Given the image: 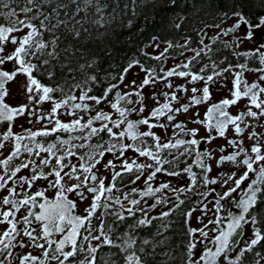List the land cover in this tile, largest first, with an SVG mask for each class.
I'll list each match as a JSON object with an SVG mask.
<instances>
[{
	"label": "snow or ice",
	"instance_id": "obj_1",
	"mask_svg": "<svg viewBox=\"0 0 264 264\" xmlns=\"http://www.w3.org/2000/svg\"><path fill=\"white\" fill-rule=\"evenodd\" d=\"M72 2L77 4V11H80L81 9L77 0H72ZM84 3L90 4L91 0H84ZM27 4L32 5V7L22 8L21 11L24 13L33 11V8H42L43 0H40V3H37L36 0H27ZM0 6L9 8V5L4 0H0ZM63 7H67V5H63ZM8 15H16L15 9H11ZM224 16L228 18L226 13ZM232 17L236 19L230 27L222 30L221 34L224 36L237 32L243 25L247 30L243 39L251 42L253 30L264 28V16L260 17L256 23L245 17L242 12H233ZM38 18L36 17V19ZM50 20L51 17L45 15L44 20L40 21L39 28L31 22L19 20L18 18L11 26L0 25V53L5 52V45L9 42L13 45L18 44L11 53L0 55V66L13 61L16 65L12 71L4 70L3 67H0V125H7L6 131L0 135V140L11 144L9 154L0 160V166H2L0 167V192L7 190L8 193L0 197V205L7 206L6 210L0 211V225L7 224L9 226L7 228L0 227V256L7 259L12 256L14 248L34 247L43 249L42 257L32 255L29 252L20 258L21 264H29V262L31 264H52L53 261L57 262V264H66V262L68 264H96L98 251L102 247L107 246L120 250V254L123 255L124 264H144L142 254L145 250L142 246L136 247L137 238L134 235V230L135 227L141 225H150L151 220L146 218L139 219L135 226H130L131 231L120 234L114 231L111 226L106 227L104 217L112 215L113 223L118 225L119 222L127 219L124 215L125 211L128 213V216H135L136 212L133 209L136 205L140 204V201L137 199L129 200V204L132 207L126 209L123 203L124 200H128L131 193L139 192L142 197L155 196L162 189L169 188V184L165 183L159 188L153 189L150 181L158 173L164 171L169 176L181 175L179 171L167 172L163 167L164 164L175 163V160L179 159V156L174 157L173 160L161 159L159 155L160 151L168 150V154L173 155V149L178 150L183 147V151L179 153L180 156L191 155L195 152V165L201 167L205 172H210L211 167L206 163V159L210 158L211 154L208 151H201L199 149L200 144L202 142L211 143L217 136L225 137L230 125L237 136H242L247 127H253V125L245 124L247 117L259 119L261 116H264V99L261 98L264 95V86L258 81L249 84L244 76L245 72H259L262 75L259 76L258 80L264 81V51H261V49H264V44L238 54L246 58L255 57L260 65L256 68H249L247 63L238 65L228 64L220 68L217 62L211 61V44H204L203 39L200 41L203 45L202 48L188 49L194 55L187 58L186 62L177 64L168 71H164L163 67H161L160 72L163 73V76L157 72L156 68H145L140 61H134L128 67L139 66L145 72V78L138 86L139 90L123 95L116 93L115 102L109 101L110 107L119 114V119L113 120L109 113L103 110H95V115L90 116L85 121L84 117L79 115V113H87L94 109L90 104L82 102L94 101L96 105H99L107 100L108 94L117 88L118 85L112 84L105 90L102 96H95L88 94L91 91L90 88L84 90L79 84L72 85L68 92H65L64 88L59 86L54 88L41 84L40 80L33 76L34 71L39 72V67L37 64L32 63L29 58L36 57L38 53L43 52L48 47L47 43L43 42V40H37L36 37L43 36V32L40 29L54 31L55 26L52 29L46 28L45 21L50 22ZM17 23L31 29L19 41L17 38L11 36L14 32L22 31L21 28L17 27ZM215 27L219 28V24L215 25ZM218 39L219 36H214L212 37V42L215 43ZM241 42L240 38H237V46ZM52 44L55 45V40L52 41ZM172 47L174 46L169 42L168 48ZM175 47L187 48V42L185 45H176ZM225 47H229V45L226 43ZM168 48H165L159 55L152 57V59L159 61L162 57L166 58ZM202 53L211 63L204 64L197 72H193L191 70L193 61L199 62ZM54 54L55 48H53L52 52L48 53L49 56H53ZM180 55H183V53H180ZM49 63L50 61L48 60L41 62L42 65ZM237 67L240 71L234 72V68ZM209 69H211V74L204 75ZM127 71L128 68L124 70L125 74ZM225 73H233L232 88L229 89L231 98H225L219 103L212 104L206 112L205 120L194 121L204 126L209 135L198 140L194 138L199 132L198 128L185 131L183 124H176L174 125L175 128L180 129L185 135L193 138L187 141L184 139H177L175 142L170 140L167 143L161 144L160 137L152 131L156 127L166 128V124L159 123L160 118L165 117L168 122H171L175 119L176 114L180 112L187 113L191 106L207 102L211 98L209 85H215L218 82L223 85L224 79L227 78L224 75ZM18 74H24L27 78V85L25 87L29 103L12 107L5 102V97L8 95V89L5 86L10 81H13ZM52 75L53 73H48V78H51ZM173 76L180 78L190 77L188 83L191 84L203 81L204 87L199 90L201 95L197 96L198 89L193 87L191 89L193 95L189 99V102L173 108L172 102H179L177 92L187 93L188 88L185 84H181L176 86L171 94L164 92V87L173 88L172 82L169 81L167 84H162L161 89V95L168 102L152 108L147 117L135 121L128 119L130 113L144 112L142 90L145 86L161 80H168L169 77ZM123 78L122 75L120 77L121 82H123ZM92 79L95 80V77ZM135 84L136 82L132 81V85L135 86ZM75 89L82 91L79 97L74 94ZM56 92L60 93L59 99L52 95ZM133 95L138 99L135 101L129 100L128 102L138 104L140 107L124 108L120 106L121 100H126ZM242 99L248 100V104L244 110L239 111L236 115H230L227 109L237 105ZM33 101L36 104L51 101L52 108L49 112L38 114L36 109L31 106ZM253 108L256 111H253ZM61 109L64 110L63 113H60ZM26 112L29 116L28 123H32L31 117L36 116L37 122L47 119L48 123L53 126L49 128L45 125L37 131L27 128L22 133H14L12 124L17 118L24 116ZM58 114L76 116L77 118L65 123L57 118ZM152 120H155L156 123H151L150 121ZM97 122H99V127L94 126ZM242 124L245 125L244 128L241 127ZM122 125H126L123 130H121ZM141 126H147L148 130L144 132L139 131ZM113 129H117L118 131H114ZM59 132L68 133L69 139L57 137L54 142L48 143L37 139L52 136ZM75 132H79L80 135L72 136L71 134ZM213 132L216 133L215 136L212 135ZM101 133H106L109 137V140L106 142L108 144L107 148H104V143L99 141L96 144L91 143L93 138L100 137ZM143 137H152L158 152L154 153L151 148H141L136 143L123 142L125 138L133 142L137 140L142 141ZM249 139L254 141L250 149L251 154L248 149L242 147L243 140L229 139L228 144L230 146L237 148L239 145V148L232 154L221 156L218 161V164L230 161L240 167H244L246 170L239 176L235 172L226 176L222 174L221 186L227 185V189L219 195V199L214 205V215L223 210L224 206L221 204V201L232 198L238 189L242 191L243 195L232 200V203L239 214L232 210L228 211L227 219L229 222L227 223L226 230L220 227L224 219L222 217L209 220L208 224H205L203 228H189L188 234L193 239H190L187 244L185 264H222L221 258H223V264H240V257H243L246 252L252 251L254 246L264 241V232H262L261 227L264 226V217H260L258 221L257 215L253 214L255 206L258 203H264V163H262L264 162V146L260 144V134L255 131L249 134ZM72 140L84 142L76 145L71 143ZM76 148H89L91 151L80 154L74 150ZM3 149H5V144L0 142V150ZM129 149L138 153L140 157L150 158L155 162V166L153 164H138L136 160H132L129 163L127 159H124L122 164L123 172H120L115 171L116 164L112 160H109L104 167L113 169V172L106 186L105 180L108 178L99 177L93 169L101 163L106 154L111 153L115 156L116 152H119V156H116V159H121ZM61 152H63L62 155L59 154ZM41 153H46L47 155L41 157ZM2 154V151H0V155ZM22 155L40 157L39 164L34 160L27 159L15 168H10V163ZM241 155L244 156L242 160L239 159ZM73 156L77 157L78 161L81 162L79 168L76 164L71 163L70 158ZM52 159H55L56 165L50 167V170L46 173L43 168L50 166ZM65 160H68V163H65ZM65 168H70V171L65 172ZM145 168L152 169L145 179V184L147 185L145 190L141 191L140 189L132 188L130 193H122V190L116 187V180L122 178L125 172L131 173L135 171L139 173L131 181V183L135 184L141 179ZM24 169H28L31 175L18 176ZM183 171L189 174L194 186L196 173L192 171V165H186ZM250 174H255L256 178L250 179ZM81 175H83V180L80 179ZM49 177H54V179L49 180ZM66 178L67 180L75 179L79 182L69 185L66 183ZM38 180L48 181L45 190L42 191L37 187V190L31 194L24 190L25 185H27L28 190H31ZM203 180L205 185L217 184L218 182L217 179L209 180L206 175L203 177ZM245 181H249V183L245 185ZM10 184L13 186L9 187ZM242 185L244 186L243 188ZM18 187L24 193L22 197L17 191ZM48 189H55L54 198H49L46 195ZM85 189L87 193L92 194V202L83 212L77 213V202L87 199ZM114 190L116 193H121L123 199H121L120 195H114ZM174 191L184 192L185 189H176ZM187 191H191V188L187 189ZM69 193H75L77 199H70ZM202 195L206 196L207 194ZM183 203V200L179 201V204ZM179 204H177V207ZM116 206L118 208L115 211H110V209H114ZM21 209H25L26 214L23 215L21 220L17 221L16 214ZM36 209H39V211H36ZM98 211L101 212V215L96 218L100 220V224L97 228L93 229L92 219ZM167 215H169L167 212L162 214V216ZM191 215V212L186 214L189 218ZM209 225H213L214 227L209 228ZM245 225H249V227L256 225V227L252 230V236L245 241L243 247H240L239 240L244 236ZM205 229L208 230L206 231ZM210 231L214 233L212 237H209ZM94 232L97 234H93ZM197 232L200 239H195ZM56 234L60 235L59 239L53 238ZM23 237L27 238V242H25ZM93 241L97 243L93 244ZM149 243L148 240L142 241L143 245ZM209 243L214 246V250L213 247H208ZM198 244L201 246L199 253L196 251ZM237 247L240 248V251L237 253L236 258H232L228 254L235 251ZM78 257L81 258L77 259ZM0 264H4V261L0 260ZM104 264H108V262L105 261ZM112 264H115V261Z\"/></svg>",
	"mask_w": 264,
	"mask_h": 264
},
{
	"label": "flooded vegetation",
	"instance_id": "obj_2",
	"mask_svg": "<svg viewBox=\"0 0 264 264\" xmlns=\"http://www.w3.org/2000/svg\"><path fill=\"white\" fill-rule=\"evenodd\" d=\"M5 2V0H4ZM10 10L3 8L0 6V25H5V26H11L13 22L17 21V18L19 20H24L26 22H31L32 24L36 25L39 28L40 21L44 20L42 17H40L42 14H45V11H41L38 9H33V11L36 12V15L31 19L27 20V18L22 17V15L26 16L29 12L24 13L20 10H15L16 15L9 16L8 12ZM32 12V11H31ZM243 13V12H242ZM227 17L223 16L220 20H218L217 24H219V28L215 27L217 24L213 25H205L201 27H195L193 28V33L190 36L183 35L180 38H178L175 41H158V40H152L150 42H147L145 44V48L142 53V57H132L129 60V64H132L134 61H140L141 64L145 68L153 67L156 68L157 72L163 76V73L160 72V68L163 67L164 71H168L169 69L175 67L177 64H180L182 62H186L187 58L191 57L194 55L192 51H189L188 49L192 48H202L203 45L200 43L201 39H203L204 44H211L212 47V53L211 55V61H215L219 64L220 68L225 67L228 64L232 65H238V64H245L247 63L249 68H256L259 67V61L255 58H246L242 55H238L239 53H243L245 51H249L251 49L256 48L260 44H264V28L261 29H254L253 30V38L252 41L249 42L246 39H243V37L246 35V28L245 26H241V28L235 32V33H230L228 36H224L221 34L222 30L225 28L230 27L234 21L235 17H232V13H226ZM245 17H247L249 20H251L253 23L258 22V19L262 16L263 14L256 15L254 17H249L246 13H243ZM36 17H39L36 19ZM17 27L21 28L22 31L19 32H14L11 34V36L17 38L19 41L24 35L28 34L31 29L24 27L23 25H20L17 23ZM221 28V31L217 33V30ZM98 29V28H97ZM40 31L43 32L42 37H36L37 40H43V42L48 44V47L43 50V52L38 53L36 57H30L29 59L31 60L32 63L37 64L39 63L40 60H43L45 55H47L49 52H52V41H53V36L52 33L50 32H45L44 29H40ZM47 34V35H46ZM214 36H219V39L216 40L215 43L212 42V37ZM237 38H240L242 41L239 43V46H237L236 40ZM169 42L174 46L172 48H168ZM187 42V48H181V47H175L176 45H185ZM228 44L229 47H225V44ZM159 45V47H157ZM17 45H13L10 42L5 45V52L0 53V55H7L11 53ZM165 48H168V51L166 53V58L162 57L161 60L157 61L155 59H152V57H155L159 55ZM261 51H264V49H261ZM180 53H183V55H180ZM207 57H205L202 53L201 59L199 62L193 61V65L191 67V70L193 72H197L202 65L204 64H209L211 63ZM222 61V62H221ZM128 64V66H129ZM16 66L15 62H8L3 66L4 70L12 71L13 67ZM127 73L125 74L124 69L120 73L116 74H110L107 76V78L104 79V83L102 84L101 79L96 78L95 76H90L86 77L83 74L80 75H68V78L64 80L63 84L60 86L59 84H55L51 79H54V76L51 78H48V75L43 76L40 74V69L39 72L34 71L33 76L40 80L41 84L46 85V86H51V87H62L64 88L65 92H68L69 89L72 87V85L79 84L81 85L84 90H87L88 88L91 89V91L88 93L89 95H95V96H102L105 92V90L112 84H117L118 87L113 89L111 93L108 94L107 100L102 102L99 105H96L94 101H85L82 103H88L92 106L94 109L93 111H89L87 113L85 112H80L79 115L84 117V120L86 121L90 116L95 115V110H103L107 113H109L112 116L113 120L119 119V114L115 112L114 109L110 107L109 101L115 102V96L116 93L120 94H126L129 92H134L138 89V86L141 84L142 80L145 78V72L141 70L139 66H133L131 68L129 67ZM180 70H185V69H180ZM240 69L234 68V72H239ZM211 74V69L206 71L204 75ZM123 75V82H121L120 77ZM226 79H224L223 85L220 84L219 82L216 83L215 85H209V91L211 93V98L200 105H195L191 106L189 108V111L187 113L180 112L176 114V117L173 121L168 122L165 117H161L159 120V123L161 124H166V128H160L156 127L153 128L152 131L160 137V143H167L168 141H173L177 139H184V140H190L193 137L185 135L184 132H181L180 129L175 128L174 125L176 124H183L185 126V131L188 129H199L198 134L196 135V139L200 140L203 137H207L209 133L206 131L204 126L195 123L194 121L196 120H205L206 117V112L209 107L212 106L214 103H219L225 98H231V93L229 89L232 88V79H233V73H225L224 74ZM262 75V73L259 72H245L244 76L247 79V81L250 83L252 82H259L262 86H264V81L258 80L259 76ZM95 77V80L92 78ZM219 80V78H217ZM188 80H190V77L186 78H180L177 76L169 77L168 80H161L159 82H156L154 84H150L148 86H145L142 90L143 94V106H144V112L143 113H130L128 115L129 120H138L144 117L149 116V112L152 108L158 107L161 104L168 102L165 100V98L161 95V89H162V84H167L169 81L172 82L173 88L169 89L167 87L163 88L164 92H168L171 94L172 91L175 90L176 86L185 84L188 88L187 93H180L177 92V97H178V103L177 102H172V107L177 108L181 104H186L189 102V99L192 97L193 93L191 92V89L193 87L197 88L198 91L196 93L197 96L201 95V92L199 91L204 87V82L200 81L195 84L188 83ZM132 81H135L136 84L135 86L132 85ZM27 85V78L24 74H18L13 81H10L9 83L6 84V88L8 89V95L5 97V102L8 103L12 107H16L22 104H28V94L26 93V86ZM153 93L155 94L153 96ZM71 94V93H70ZM74 94L79 97L82 94V91L80 89H75ZM54 97L57 99L60 98V93L56 92L52 94ZM264 99V95L261 97ZM138 98L133 95L128 97L126 100H121L120 101V106L124 108H133V107H140V105L135 104V103H129L128 101H135ZM80 102V101H77ZM248 104L247 99H242L237 105L231 106L227 109L230 115H236L239 111L244 110L245 106ZM32 108L36 109L37 113H42V112H49L52 108V102H44L42 104H36L35 101L32 102ZM253 111H256L255 108H253ZM64 110L61 109L60 113H63ZM62 122H70L73 119H76V116H71V115H65V114H58V117ZM28 113L26 112L24 116L19 117L16 119V121L12 124V130L14 133H22L24 129L30 128L32 131H37L42 129L45 125H47L49 128H51L53 125L48 123V120H41L37 122V117L32 116L31 121L32 123H28ZM151 123H156L155 120L150 121ZM245 124H250L253 125V127H247L243 133L242 136H237L234 133L233 127L230 125L227 129L226 136L225 137H218L214 140L211 141V143H204L202 142L199 146V149L201 151H208L211 156L210 158L206 159V163L210 165L211 171L210 172H205L201 167H198L195 165V152H193L191 155H185V156H180L179 153L183 151V147L177 149H173L172 153L173 155L168 154V150H163L159 152V155L161 159H168V160H173L174 157L179 156V159L175 160V163L173 164H164V169L167 170V172H172V171H179L181 172V175L179 176H169L166 174V172L162 171L157 174V176L150 181L151 186L153 189L159 188L162 184H169V188L162 189L160 192H157L155 196L151 197H142L139 192L137 193H131L129 195L128 200H124V207L125 209L128 207H132V205L129 204V200L131 199H137L140 201L139 205H136L134 207V211L136 212L135 216H128V213L125 211L124 215L127 217V219L123 222L129 223L130 224L125 232L131 231L130 226H135L137 221L139 219H149L151 220V224L147 226H152V236H151V241L153 242V245H158L159 242L164 238V233L166 230V227L170 224L175 222L176 219L180 217H185L189 228H203L205 224H208L209 220H214L217 218H224L223 223L220 225V227L224 228L225 230L227 229V223L229 222L227 219V214L229 210H232L234 212H237L239 214L238 210L234 208V204L232 203V200L240 197L243 195L242 191L240 189L237 190V193L233 194L232 198L226 199L221 201V204L224 206L223 210L214 215L215 213V203L219 199V195L222 194L226 189L227 185H222V180L221 176L223 175H228L233 172L236 173L237 176L242 174L246 169L244 167H240L235 163H232L230 161H225L222 164H218L219 158L221 156H227L229 154H232L233 152L237 151L239 148V145L237 148H233L228 144L229 139H235L237 141L243 140V145L242 147L245 149L249 150L251 146L253 145L254 141L249 139V134L255 131L256 133L260 134V144L264 146V116H261L259 119H253L251 117H247L245 120ZM94 126L99 127V122H97ZM111 127V125H109ZM126 125L121 126V130ZM244 124L241 125L242 128H244ZM7 129V125H0V135H2ZM114 131H118L117 129H113ZM147 126H141L139 131L144 132L147 131ZM72 136L80 135L79 132H75L71 134ZM212 135H216L215 132L212 133ZM57 137H60L61 139H69V134L68 133H63L59 132L56 133L52 136L48 137H41L37 138L45 143L48 142H54ZM102 138V139H101ZM109 140V137L106 133H101L100 137L93 138L92 144H96L98 141L101 143H104V148L108 147V144L106 143ZM143 141V142H142ZM141 140H137L135 142L128 140L127 138L124 139V143H136L138 146L141 148H151V150L155 153L158 152V150L155 147V141L152 137H143ZM0 142L5 144V149L0 150L2 151V155H0V160L4 159L6 157L10 150H11V144L7 141H2ZM27 142V141H26ZM84 141L80 140H72V144H80L83 143ZM67 147V146H65ZM223 149V151H221ZM80 154L87 153L91 151L89 148H76L74 149ZM63 154V152L59 153ZM251 154V153H250ZM46 153H41L40 156H46ZM116 156H119V152H116L115 156L111 153L106 154L103 157V160L93 171L99 176V177H107L108 179L105 180L106 186L109 183V180L111 179L113 169L111 168H105L104 165L109 161L112 160L116 164V169L115 171H120L123 172L122 164L123 160L127 159L129 163L132 162V160H136V163L138 164H153L155 166V162L151 160L148 157H140L138 153L135 151L129 149L127 152H125L124 156L121 159H116ZM27 159H31L36 161L37 164H39L40 157H37L35 155H32L31 157H28L26 155H22L19 158L14 159L9 167L10 168H15L17 165H19L21 162L26 161ZM72 164H76L77 167L79 168V164L81 163L78 161L77 157L73 156L70 158ZM239 159H244V156L241 155ZM65 163H68V160H65ZM264 163V162H262ZM56 165L55 159H52V164L48 167H44L43 170L47 173L50 170V167H53ZM186 165H192V171L196 173V182L195 185H192L191 182V177L189 176L188 173L184 172L183 169L186 167ZM2 167V166H0ZM255 167V165H254ZM65 172L70 171V168H65ZM152 169L145 168L143 175L141 176V179L138 180L135 184L131 183L132 180L135 179L136 175L139 173L133 171L131 173L125 172L122 176V178H118L116 180V187L122 190V193H130V190L132 188H137L140 189L141 191L145 190L147 185L145 184V179L146 177L150 174ZM31 175V172L28 169L22 170L18 176H28ZM63 175V173H61ZM207 176L209 180L211 179H217V184H207L205 185L203 177ZM255 174H250V179H254ZM54 179V177H49V180ZM81 180H83V175L80 177ZM79 181L72 179V180H67L66 178V183L67 184H75L78 183ZM245 185L249 183V181L244 182ZM48 184V181L45 180H38L36 181L35 185L31 190L27 189V185L24 186V190L28 191L29 194L35 192L37 190V187L40 190H45L46 185ZM13 185H9V187H12ZM244 186L242 185V188ZM191 188V191H187V189ZM176 189H185L184 192H177L174 191ZM17 191L21 194V197L23 196V192L21 189L18 187ZM7 190L0 192V197L7 195ZM85 194L87 196V199L83 200L82 202L78 201L77 202V213L83 212L85 208H87L91 202H92V194L87 193V190L85 189ZM114 195H120L121 199H123V195L121 193H116L114 190ZM202 194H207L202 195ZM46 195L49 198H54L55 196V189H48L46 191ZM69 198L70 199H77L75 193H69ZM183 200V204H179V201ZM177 204L179 206L177 207ZM205 205L207 206L205 208ZM7 206H2L0 205V211L6 210ZM118 208L110 209V211H115ZM264 208V203H258L254 210L253 214L257 215V219L259 221L260 217L257 214V211L260 209ZM139 209V210H137ZM36 211H39V209H36ZM169 213L167 216H162L163 213ZM191 212L192 215L191 217H187L186 214ZM26 214L25 209H21L19 213L16 214V220L19 221L22 219L23 215ZM101 212L98 211L96 216L93 217L92 219V227L93 229L97 228L98 225L100 224V220H98L96 217L100 216ZM105 220V225L111 226L114 231L123 234L125 232L121 231V225L123 222H119L118 225L113 223V217L112 215H106L104 217ZM194 220V224H192L190 221ZM144 226V225H141ZM2 228H7L9 227L7 224L0 225ZM22 227V225H21ZM214 227L213 225H209V228ZM256 227V225H253L249 227V225H245V231H244V236L241 240H239L240 247L244 246L245 241L248 240L251 234L248 235L247 231L252 230ZM138 228L135 227L134 230V235H138L136 232L139 231L137 230ZM120 230V232H119ZM206 231L208 229H205ZM83 231V230H82ZM97 234V233H93ZM214 235L213 232H209V237H212ZM54 239H59L60 235L56 234L53 237ZM25 242H27V238L23 237ZM193 239V237H191ZM195 239H200L199 233H196ZM43 242V241H41ZM15 243V241H14ZM93 244L97 243L95 241L92 242ZM137 247V246H136ZM147 245H145L144 248V253L142 254V259L144 261L145 258L150 256L152 250L146 249ZM201 246L198 244L196 251H199V248ZM208 247H213L214 246L209 243ZM255 247V246H254ZM253 247V248H254ZM67 250V249H66ZM240 251V248L237 247L235 251L230 252L228 255L231 256L232 258L237 257V253ZM253 251V250H252ZM252 251H249L252 253ZM31 252L32 255L35 256H40L42 257V252L43 249H37L34 247H25L23 249L20 248H14L12 250V256L10 258L5 259V257L0 256V260L4 261V264H21V257L27 253ZM200 252V251H199ZM249 252H246L243 257H240V264H264V254L260 253V251L256 252L258 255L257 260L251 262L249 260ZM81 257H78L79 259ZM107 261L108 264H112L113 261H115V264H124L123 260V255L120 254V250L117 248H110V247H102L98 253H97V260L96 264H104V262ZM222 264H223V258H221ZM31 264V262H29ZM52 264H57V262L53 261ZM68 264V262H66Z\"/></svg>",
	"mask_w": 264,
	"mask_h": 264
},
{
	"label": "trees",
	"instance_id": "obj_3",
	"mask_svg": "<svg viewBox=\"0 0 264 264\" xmlns=\"http://www.w3.org/2000/svg\"><path fill=\"white\" fill-rule=\"evenodd\" d=\"M40 3V0H36ZM8 10L32 7L27 0H5ZM43 0L45 32L52 33L55 54L45 55L38 67L43 76L53 73L55 84L60 86L68 75L83 74L100 78L102 84L110 74L122 72L132 57H142L145 44L152 40L175 41L181 36H190L193 28L217 24L225 13L243 12L249 17L264 13V0ZM67 5V7H63ZM36 9V8H33ZM55 9V11H54ZM179 25V27H177ZM98 28V29H97ZM47 35V34H46ZM44 60L50 61L42 65ZM264 217V208L257 211ZM132 222H123L121 231ZM262 232H264V226ZM136 233L137 248L144 247L153 253L144 259V264H185L187 244L191 237L185 217L170 223L164 238L158 245L151 241L152 226H139ZM120 232V230H119ZM249 252L251 262L257 260L256 252L264 254V241Z\"/></svg>",
	"mask_w": 264,
	"mask_h": 264
},
{
	"label": "rangeland",
	"instance_id": "obj_4",
	"mask_svg": "<svg viewBox=\"0 0 264 264\" xmlns=\"http://www.w3.org/2000/svg\"><path fill=\"white\" fill-rule=\"evenodd\" d=\"M36 15L35 11L29 12L26 16L22 15V17L27 18V20H31L34 16ZM221 31V28L217 30V33ZM192 224H194V220L190 221ZM253 230V229H252ZM252 230H248L247 233L248 235H252ZM201 248V247H200ZM199 248V251H200ZM199 251H197V253H199Z\"/></svg>",
	"mask_w": 264,
	"mask_h": 264
}]
</instances>
